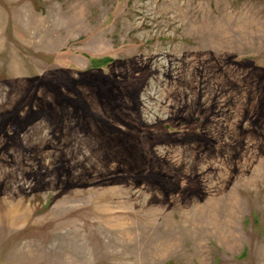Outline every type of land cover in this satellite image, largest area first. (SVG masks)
Returning a JSON list of instances; mask_svg holds the SVG:
<instances>
[{
	"label": "rangeland",
	"instance_id": "1",
	"mask_svg": "<svg viewBox=\"0 0 264 264\" xmlns=\"http://www.w3.org/2000/svg\"><path fill=\"white\" fill-rule=\"evenodd\" d=\"M0 264H264V0H0Z\"/></svg>",
	"mask_w": 264,
	"mask_h": 264
}]
</instances>
